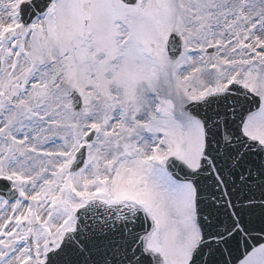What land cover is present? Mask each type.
<instances>
[{"label": "snow or ice", "instance_id": "obj_1", "mask_svg": "<svg viewBox=\"0 0 264 264\" xmlns=\"http://www.w3.org/2000/svg\"><path fill=\"white\" fill-rule=\"evenodd\" d=\"M0 264H264V0H0Z\"/></svg>", "mask_w": 264, "mask_h": 264}]
</instances>
